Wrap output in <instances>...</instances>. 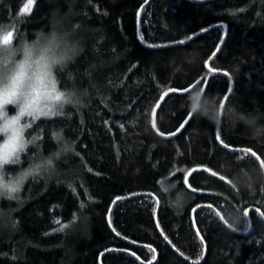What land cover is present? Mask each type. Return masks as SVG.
Returning <instances> with one entry per match:
<instances>
[{"label":"trees","instance_id":"trees-1","mask_svg":"<svg viewBox=\"0 0 264 264\" xmlns=\"http://www.w3.org/2000/svg\"><path fill=\"white\" fill-rule=\"evenodd\" d=\"M26 5L0 0V26L11 40L32 38L58 9L80 45L58 73L60 86H71V74L89 97L83 108L29 121L24 138L34 143L2 168L12 179L62 143L73 149L50 173L25 178L14 198H0V264H264V187L229 185L232 172L260 164L252 152L264 160V143L225 126L224 148L212 125L188 118L179 91L160 102L156 129L145 131L146 109L197 80L209 81L206 93L228 96L226 104L264 112V0H33L21 12ZM192 51L198 62L175 72L172 58L179 66ZM161 183L176 187L164 193ZM177 193L186 202L174 210ZM225 209L242 213L236 231L215 215Z\"/></svg>","mask_w":264,"mask_h":264},{"label":"clouds","instance_id":"clouds-1","mask_svg":"<svg viewBox=\"0 0 264 264\" xmlns=\"http://www.w3.org/2000/svg\"><path fill=\"white\" fill-rule=\"evenodd\" d=\"M48 25L47 31H36L32 34V38L24 35L11 42H0V135L10 134L6 125L14 117L17 118L16 127L25 132L31 120L62 116L69 107L80 109L86 106L89 92L78 88L71 74L67 75L68 81L72 82L69 87H61L58 78V73L64 72L79 54L80 45L75 39L74 29L67 17L58 9H53L51 12ZM0 31L7 32L8 29L2 27ZM172 60L174 71L179 73L183 69V64L195 65L198 62V54L194 51L185 53L179 66H175L174 57ZM182 106L187 109L191 117H195L198 121H207L216 131L225 126L232 130L239 128L241 134L248 139L264 143V112H245L237 105L226 103L221 107L217 94L206 93L200 87H193L188 91ZM9 108L15 109V112H10ZM145 116V131H148L153 124L150 108L146 109ZM160 118L163 119L162 116ZM198 132V129H193V133L198 134ZM56 134L60 140L63 135L62 130ZM23 143L25 147L26 144H31L30 140L26 141L25 138ZM72 150L71 144L62 143L56 152L42 157L39 162H33L18 177L8 179L2 174L0 198H14L20 190L21 183L15 185L18 191L10 192L9 185L13 181L19 178L23 182L33 174L50 173L55 161ZM45 161L48 163H44ZM221 171L231 172V166L221 164ZM229 185L235 191L246 190L253 193L257 185L264 187V166L258 164L232 172ZM162 191L169 192L163 189ZM185 202L186 195L177 193L174 199L169 200V205L174 210H178ZM220 215L225 224L236 230L235 226L239 223L242 213L239 209H225Z\"/></svg>","mask_w":264,"mask_h":264},{"label":"snow or ice","instance_id":"snow-or-ice-1","mask_svg":"<svg viewBox=\"0 0 264 264\" xmlns=\"http://www.w3.org/2000/svg\"><path fill=\"white\" fill-rule=\"evenodd\" d=\"M33 3V0H28V5L25 6V8L21 9V12H25V11H30L31 10V5ZM0 28H2V26H0ZM13 33L11 31H7V32H3V31H0V42L2 43H7V42H11V39L10 37H12ZM179 44L183 45L186 43L185 40H180L178 42ZM216 56V53L213 52L212 56H210L208 58L209 61H211L213 59V57ZM208 66V61L205 62V67ZM209 72H212L213 69L212 68H209L208 69ZM225 76L228 75L227 72L224 73ZM201 84V81L200 80H197L195 84L187 87V88H184L182 90H177L175 88H169L167 91H165L161 96H160V100L157 101V104H156V107H153L151 108V111H152V115L153 117H155V114H156V111H157V108H159L160 106V102H162L165 97H167L169 95V93H172V92H177L179 91L181 95L185 94V93H188V91L193 88V87H197L198 85ZM208 84H209V81L207 79L204 80V85L201 86L200 88L203 90V91H207V87H208ZM231 91V89H229V92ZM228 100V96H224L223 99L220 100V104H221V107L224 106L225 104V101ZM21 115H23V112L21 113ZM188 118L190 119L191 118V115L188 114ZM188 123V120H184V122L180 125V128H183L185 126V124ZM16 124H17V118H13L11 121H9L6 125L7 129L10 130V134L5 136V138L0 141V162H2V167L4 165H8V164H16L18 161H19V156H20V153L21 151L24 152L25 150V146H24V130L23 129H20V128H17L16 127ZM31 127V125L28 126V128ZM123 127V126H122ZM152 127L154 129H156V123L154 122L153 120V124H152ZM180 129H177V131H179ZM158 131V130H157ZM158 134L161 135V136H164L165 133L163 132H159L158 131ZM176 133H171V135H175ZM53 136L59 140V138L57 137V134L56 132L53 133ZM36 138H33V140H30V143H34ZM215 140L220 142V144L224 147V148H229V144L228 143H225L224 140L222 139V136H221V133L220 131H217L216 133V136H215ZM239 151L243 152V153H247L250 151V149H240ZM252 156L256 157V160L260 161V164L262 166H264V160H260V157L255 153V152H252L251 153ZM240 159H243V156L240 157ZM44 163H48L47 161H45ZM40 167V164L38 163L37 164V168L39 169ZM192 171H196V169H193ZM204 171L205 172H209L211 171L210 169L208 168H204ZM211 175L212 176H216L217 173L215 171H212L211 172ZM0 179H2V172H0ZM220 180H224L225 177L223 175H221L219 177ZM18 183H22L20 181L19 178H17L16 181H13L12 184L9 185V191H18V189L15 187L16 184ZM185 183H187V179H185ZM176 185L175 184H164V183H161V188L164 190V191H169L170 188H175ZM193 191H195V189H192ZM135 195V194H134ZM157 204H159V201L157 200L156 201ZM81 207H84V205L82 204ZM199 207V206H198ZM208 208L212 209L213 208V205L212 204H209L207 205ZM196 209H193V212H195ZM154 212H155V209H154ZM215 215L217 217H219L220 220L223 221V217L220 215V212H215ZM244 216L247 217L248 216V212L245 211L244 212ZM69 227V225H62L61 226V229L60 230H63L64 228H67ZM157 227H159V224L157 225ZM233 231H236V230H233ZM119 234V233H118ZM163 235V232L161 233ZM197 235H199V233H197ZM165 240L168 239L167 236L164 237ZM150 248V250L152 252H155V249L154 248H151V246H148ZM133 255H135V253H133ZM137 259H139L137 257ZM153 259H155V257H153ZM149 264H151V262H149Z\"/></svg>","mask_w":264,"mask_h":264},{"label":"rangeland","instance_id":"rangeland-1","mask_svg":"<svg viewBox=\"0 0 264 264\" xmlns=\"http://www.w3.org/2000/svg\"><path fill=\"white\" fill-rule=\"evenodd\" d=\"M9 111L14 113V112H15V109H13V108H9ZM4 138H5V136L0 135V141H2ZM4 166H5V165H4ZM4 166H3V167H4ZM3 167H2V168H3ZM2 168H0V172L2 171Z\"/></svg>","mask_w":264,"mask_h":264},{"label":"water","instance_id":"water-1","mask_svg":"<svg viewBox=\"0 0 264 264\" xmlns=\"http://www.w3.org/2000/svg\"><path fill=\"white\" fill-rule=\"evenodd\" d=\"M224 31H225V27H224Z\"/></svg>","mask_w":264,"mask_h":264}]
</instances>
